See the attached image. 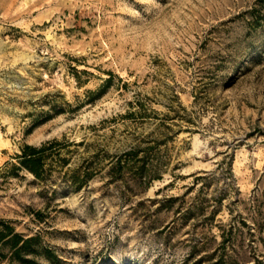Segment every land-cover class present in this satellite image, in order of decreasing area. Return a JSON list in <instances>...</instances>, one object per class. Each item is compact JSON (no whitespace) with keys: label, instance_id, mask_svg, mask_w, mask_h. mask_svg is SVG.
Wrapping results in <instances>:
<instances>
[{"label":"rangeland","instance_id":"rangeland-1","mask_svg":"<svg viewBox=\"0 0 264 264\" xmlns=\"http://www.w3.org/2000/svg\"><path fill=\"white\" fill-rule=\"evenodd\" d=\"M0 218L59 264L264 262V0H0Z\"/></svg>","mask_w":264,"mask_h":264},{"label":"trees","instance_id":"trees-1","mask_svg":"<svg viewBox=\"0 0 264 264\" xmlns=\"http://www.w3.org/2000/svg\"><path fill=\"white\" fill-rule=\"evenodd\" d=\"M111 77L112 76L108 78V81H110ZM135 114L136 111H131L128 116ZM82 143L83 141L79 144ZM63 144L64 143L56 139L46 141L40 146L24 144L21 148V153L16 156L20 164L19 166L15 165L16 169L24 168L31 172L36 178L42 180L46 179V173L48 172L47 160L52 156L60 157L61 148L65 146ZM142 150L140 148H134L126 151V153H124L125 157H123V155L120 156L113 169L124 168L125 165L122 163L123 158L128 157V159H132L135 164L138 162L137 164L139 165L137 166V172L141 177H144L148 172L147 165L149 160L145 156L139 157V152ZM60 160L64 165L68 164L67 159L60 158ZM93 165L94 162L89 163V171H84L83 175L79 174L77 170H74L70 175L71 186L74 189H82V187L93 178V172L90 170L94 167ZM231 230L232 228L228 230V233ZM227 240L226 235H224L222 242L224 252ZM40 259H43L44 261H41ZM59 262L60 259L55 251L51 247L43 245L38 235L26 237L23 233L16 230L12 221L0 218V264H59ZM258 263L264 264V262L260 260H258ZM216 264H228L227 255H225V253L220 255Z\"/></svg>","mask_w":264,"mask_h":264}]
</instances>
